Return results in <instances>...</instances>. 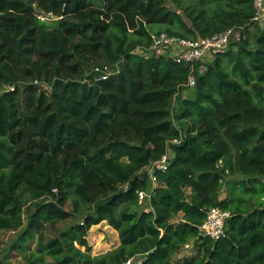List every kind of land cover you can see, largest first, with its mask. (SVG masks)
Returning <instances> with one entry per match:
<instances>
[{
    "label": "trees",
    "instance_id": "obj_1",
    "mask_svg": "<svg viewBox=\"0 0 264 264\" xmlns=\"http://www.w3.org/2000/svg\"><path fill=\"white\" fill-rule=\"evenodd\" d=\"M174 3L179 11L167 0H0V88L9 87L0 95V232L23 231L11 251L24 264H264L255 0ZM152 27L188 41L231 29L241 38L192 72L135 53L152 46ZM176 99L185 129L174 123ZM164 157L154 187L145 170ZM216 208L230 217L212 240L200 227ZM103 222L120 244L92 256L89 231ZM192 243L195 253L181 257Z\"/></svg>",
    "mask_w": 264,
    "mask_h": 264
},
{
    "label": "built area",
    "instance_id": "obj_2",
    "mask_svg": "<svg viewBox=\"0 0 264 264\" xmlns=\"http://www.w3.org/2000/svg\"><path fill=\"white\" fill-rule=\"evenodd\" d=\"M255 15L252 19L254 25L264 27V0H255ZM52 18V15L39 17L40 20L46 21ZM241 32L233 29L222 34L207 39H198L196 41H188L185 39L170 36L166 33L155 34L152 36V46L145 51L151 56H163L173 59L177 64L190 66L194 72V65L201 62L208 56H215L217 53L224 52L228 49L232 41L240 40ZM99 71V69L97 70ZM104 75L112 74L108 67L101 70ZM193 89L196 86V78L191 75L187 85ZM48 90L46 86H43ZM11 90L13 88H10ZM168 167V158L164 157L160 162L148 167L145 172L155 183L154 173L156 170H166ZM150 195L140 193V201L144 202ZM148 211V210H147ZM230 214L219 209H212L208 213L207 221L200 227V235L202 237L218 240L224 235L226 221ZM144 257L139 256L128 260L125 264H143Z\"/></svg>",
    "mask_w": 264,
    "mask_h": 264
},
{
    "label": "rangeland",
    "instance_id": "obj_3",
    "mask_svg": "<svg viewBox=\"0 0 264 264\" xmlns=\"http://www.w3.org/2000/svg\"><path fill=\"white\" fill-rule=\"evenodd\" d=\"M167 6L172 11H179L176 7L174 0H167ZM152 34H156V32H163L164 27H152L149 29ZM238 41V40H237ZM135 53L143 56V57H151L150 54H147L145 50L138 48L135 50ZM9 90V87L0 88V95L3 94L5 91ZM188 96V95H186ZM181 110L180 101L178 99L175 100L173 104V115H174V123L177 127V129H185L186 126L180 122L176 118V115L179 114ZM146 173V172H145ZM148 173V172H147ZM231 181L235 180V178L230 179ZM153 182V181H152ZM154 187H157V183H153ZM152 184V185H153ZM228 189L229 186L224 185L221 190V197L225 199L228 196ZM254 203H257L261 200L260 196H256L253 198ZM28 210L31 212L34 211V205L29 204ZM60 228H63L64 225H60ZM23 231L19 232H11V233H4L0 232V261L7 259L8 262H11L12 264H24L25 258L22 251L13 252L11 251L12 246L19 241V238L21 236ZM48 236L45 237V239H48L50 237V231L47 232ZM88 242L90 243V246L92 248L91 255L92 256H98L101 254H105L116 247L119 246V236L118 233L112 229L107 222H103L99 225L92 226L89 231L88 235ZM37 247V241H35V244L32 245V250H34ZM84 251L85 249H81ZM195 253V244L192 243L190 245H187L181 254V257H190Z\"/></svg>",
    "mask_w": 264,
    "mask_h": 264
},
{
    "label": "crops",
    "instance_id": "obj_4",
    "mask_svg": "<svg viewBox=\"0 0 264 264\" xmlns=\"http://www.w3.org/2000/svg\"><path fill=\"white\" fill-rule=\"evenodd\" d=\"M251 31H253V29H251ZM204 69H205V67H204Z\"/></svg>",
    "mask_w": 264,
    "mask_h": 264
}]
</instances>
